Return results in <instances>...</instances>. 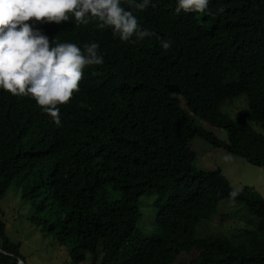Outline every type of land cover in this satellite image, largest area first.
Returning <instances> with one entry per match:
<instances>
[{
  "label": "trees",
  "instance_id": "16d2710c",
  "mask_svg": "<svg viewBox=\"0 0 264 264\" xmlns=\"http://www.w3.org/2000/svg\"><path fill=\"white\" fill-rule=\"evenodd\" d=\"M153 3L134 11L153 33L134 43L95 20L37 22L50 43L97 42L104 63L86 67L79 92L58 106L60 127L34 99L0 90V203L16 185L35 209L29 221L65 246L72 263L89 255L91 264H169L199 249L186 264H264L262 195L246 185L234 199L248 213L246 242L200 234L234 188L220 168L205 171L184 157L199 138L264 167V0H211V13L223 8L216 15L176 13V0ZM158 37L171 41L167 51ZM240 95L247 108L232 117L225 107ZM196 104L208 125L187 111ZM148 190L156 191V237L136 226ZM1 215L0 264H18L20 243Z\"/></svg>",
  "mask_w": 264,
  "mask_h": 264
},
{
  "label": "clouds",
  "instance_id": "9594fccd",
  "mask_svg": "<svg viewBox=\"0 0 264 264\" xmlns=\"http://www.w3.org/2000/svg\"><path fill=\"white\" fill-rule=\"evenodd\" d=\"M210 3L211 0H176L175 12H223V8H218L211 13ZM150 6L155 7L153 0H0V90L34 99L52 123L60 127L58 106L68 103L73 93L79 92L84 69L102 65L104 58L95 41L82 46L55 40L50 43L37 22L60 24L72 19L86 25L95 20L97 28H111L120 41L134 43L133 37L138 41L153 35L134 14ZM158 39L163 50L171 47L170 40ZM240 191L233 189L229 195L234 200Z\"/></svg>",
  "mask_w": 264,
  "mask_h": 264
},
{
  "label": "rangeland",
  "instance_id": "374dc122",
  "mask_svg": "<svg viewBox=\"0 0 264 264\" xmlns=\"http://www.w3.org/2000/svg\"><path fill=\"white\" fill-rule=\"evenodd\" d=\"M244 102V105L240 104ZM226 111L233 117L237 111L247 108L244 95L233 99L227 103ZM182 106L185 107L182 100ZM224 110V107L222 108ZM189 113L197 120L208 125L205 121L207 116L206 108L196 104ZM220 129V128H215ZM217 134L225 135L224 129L213 130ZM225 156H230V160H225ZM184 157L199 169L212 171L220 168L234 189L243 186H252L264 198V167L250 164L240 156L225 151L221 147H213L207 142L194 138L184 150ZM20 189L16 185H11L3 196L0 209L2 219L5 222L6 235L11 240L20 243V253L23 260L19 259L18 264H91L90 256L79 263H72L65 246L59 244L52 234H46L42 225H35L29 218L35 214V209L28 201L20 200ZM155 190H148L142 194L138 200L140 216L136 220V226L144 233L151 236H159L160 228L155 223L157 208L153 205L156 196ZM108 196L119 198V191H108ZM242 205L233 199H222L219 201L216 213L200 225L199 233H218L227 236L229 239H239L246 242L250 237L249 230L246 229L248 213L241 208ZM198 234V232H197ZM200 253L199 249L181 251L169 264H186Z\"/></svg>",
  "mask_w": 264,
  "mask_h": 264
}]
</instances>
